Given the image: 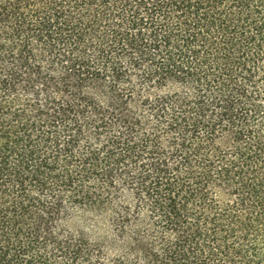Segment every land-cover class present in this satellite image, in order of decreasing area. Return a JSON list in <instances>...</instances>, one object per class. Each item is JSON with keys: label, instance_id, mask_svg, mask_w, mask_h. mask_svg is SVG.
Returning <instances> with one entry per match:
<instances>
[{"label": "trees", "instance_id": "obj_1", "mask_svg": "<svg viewBox=\"0 0 264 264\" xmlns=\"http://www.w3.org/2000/svg\"><path fill=\"white\" fill-rule=\"evenodd\" d=\"M264 0H0V264H264Z\"/></svg>", "mask_w": 264, "mask_h": 264}, {"label": "rangeland", "instance_id": "obj_2", "mask_svg": "<svg viewBox=\"0 0 264 264\" xmlns=\"http://www.w3.org/2000/svg\"><path fill=\"white\" fill-rule=\"evenodd\" d=\"M263 258H264V254H263Z\"/></svg>", "mask_w": 264, "mask_h": 264}]
</instances>
